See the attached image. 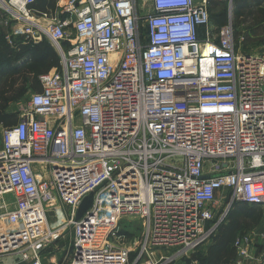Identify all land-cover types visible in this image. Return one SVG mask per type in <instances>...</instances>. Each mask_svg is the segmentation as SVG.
<instances>
[{"label":"built area","instance_id":"1","mask_svg":"<svg viewBox=\"0 0 264 264\" xmlns=\"http://www.w3.org/2000/svg\"><path fill=\"white\" fill-rule=\"evenodd\" d=\"M36 1L0 0L13 35L59 56L18 122H0V263L44 264L69 231L55 264H175L236 203L264 206V52L237 49L211 0ZM255 235L236 237L235 264H258Z\"/></svg>","mask_w":264,"mask_h":264},{"label":"rangeland","instance_id":"2","mask_svg":"<svg viewBox=\"0 0 264 264\" xmlns=\"http://www.w3.org/2000/svg\"><path fill=\"white\" fill-rule=\"evenodd\" d=\"M220 3L213 8V18L217 28L223 25L229 24L232 20L235 28V43L236 48L242 52L256 54L260 51L264 52V0H246L241 1L242 7L236 0H218ZM13 21L9 18V15L3 11H0V114H13L20 116V113L24 105L29 100L31 94L35 91V80H39V76L48 71L52 70L49 68L48 61H38V56L28 55L27 59L22 62H18V66L14 63L13 55L11 50L18 49V43L23 40L21 36H15L12 34ZM9 35H13L9 37ZM249 38V41L248 38ZM243 38V41L240 40ZM46 40V39H44ZM41 41L38 44L48 45L47 42ZM48 41V40H46ZM49 42V41H48ZM30 44L35 43L29 41ZM8 47V48H7ZM11 49V50H10ZM11 67L13 69H11ZM208 170V168H206ZM237 205V206H236ZM236 208L244 207L241 209H235L233 213V227L230 230H226L225 237L224 233H219L213 237L207 244L203 245L197 252V255L204 257V260L211 259L209 264H234L237 258L236 250L232 253L230 247L226 248L228 244H232L234 237L242 232H255L253 236L258 242L256 243L255 249L259 251L260 261L258 264H264V206L252 207L244 203L236 204ZM252 207V208H250ZM62 210L65 211V206L62 204ZM67 215V213H66ZM55 217L51 218V222L55 221ZM142 233V220L140 218L131 217L126 219L121 224V235L123 244L129 246L136 242H139V238ZM67 235L59 237L55 242H52L47 248L41 250L44 257V264H55L52 262V255L56 247L57 250L62 246H65L66 242L60 240L66 238ZM223 238V239H222ZM226 240L225 245L217 244L216 241ZM229 240V241H228ZM69 242V241H68ZM72 245L73 242L71 241ZM69 243V245L71 244ZM232 247V246H231ZM63 253H61L62 256ZM191 255L189 261L188 259H179L175 264H190L193 260H198L195 255ZM60 256V257H61ZM221 258V259H220ZM5 261L12 259L9 257H4ZM220 259V261H218ZM250 260V259H249ZM249 264L252 261H247ZM10 263V262H7ZM255 263V262H254ZM253 263V264H254ZM198 264H203L202 260L198 261ZM207 264V263H206Z\"/></svg>","mask_w":264,"mask_h":264},{"label":"trees","instance_id":"3","mask_svg":"<svg viewBox=\"0 0 264 264\" xmlns=\"http://www.w3.org/2000/svg\"><path fill=\"white\" fill-rule=\"evenodd\" d=\"M236 1L242 7V2L241 1H246V0H236ZM56 3H57V0H37L32 5V7L35 8L36 10H39V11H45V10H48V9L55 8ZM219 3L220 2L218 0H211L210 1L209 9H210V12H211V16H212L213 21H214V18H213V8L216 7L217 4H219ZM46 40H44L43 43L47 42L50 45L51 42L49 40H48L49 42L46 41ZM247 41H249V38H248ZM42 45L43 44H35V45L33 44L32 45L29 42H23V40H22L21 42L18 43V49H13V50L10 49L11 52H12V55H13L14 63L18 66L17 63L24 61V59H27L26 56H28V55H31V56L37 55L38 56L39 55L38 56V61H45V59H46L48 61L47 64H48L49 68L59 67V56H58V54H57L56 49L54 48V46L51 44L50 46L52 48L49 47V50H48V45L47 44H44V47H47V49H45V48L42 49ZM11 69H13V68L11 67ZM0 70H1V67H0ZM13 70H15V69H13ZM48 71H50V70H48ZM48 71H46V72H48ZM33 86L35 87V90L36 91H38V90L41 89V85L39 84L38 80H35V84ZM18 120H19V117L16 116V115L8 114V113H6V114H4V113L3 114H0V122L4 123V125H6V126L13 125V124L17 123ZM239 203H243V202H238L236 204H239ZM235 205H234V208L230 211V213H229L228 217L226 218V220L220 225V227L218 229V232L215 235V237L217 235L219 237V233L221 231V233H224L223 234V238H224L225 235H226V232H228L226 230H230L231 226L233 227V223L235 222V221H233V217H234L233 216V213L235 212V209L244 208V207L236 208L237 205L236 206ZM252 207L255 208L256 206H252ZM252 207H250V208H252ZM235 237H234V239H235ZM216 242L220 246V245H225L227 241L226 240H219V241H216ZM229 247H230L232 253H234L233 243L232 244L230 243V244H228L226 246V248H229ZM194 255H195V257L198 258V261L199 260H202V263L203 264H206V263L209 264L211 262V259H207L206 258L204 260V257L201 256L200 254L197 255V253H196ZM234 255H235V253H234ZM133 256H134V254H132V257ZM220 259L218 261H220ZM189 260L190 259H188V261Z\"/></svg>","mask_w":264,"mask_h":264},{"label":"water","instance_id":"4","mask_svg":"<svg viewBox=\"0 0 264 264\" xmlns=\"http://www.w3.org/2000/svg\"><path fill=\"white\" fill-rule=\"evenodd\" d=\"M94 201V193H90L86 196L81 202L78 211L76 220H79L91 207ZM29 260H21L20 258H16L11 264H28Z\"/></svg>","mask_w":264,"mask_h":264},{"label":"crops","instance_id":"5","mask_svg":"<svg viewBox=\"0 0 264 264\" xmlns=\"http://www.w3.org/2000/svg\"><path fill=\"white\" fill-rule=\"evenodd\" d=\"M260 206V205H259ZM256 207H258V206H256ZM68 233H69V231H67V233H66V238H62L61 240H60V242L62 241H65L66 242V244H65V246H67V245H69V243L71 242V237H70V235H68ZM242 233H244V232H242ZM242 233H239L238 235H240V234H242ZM238 235H236V237L238 236ZM236 237H235V239H236ZM235 239H234V241H235ZM69 241V242H68ZM234 241H233V247H234ZM64 246V247H65ZM57 248L58 247H56L54 250L52 249V250H50V252H54V254L52 255V262H56L59 258H60V256H61V253H62V251H63V248H60V249H58L57 250ZM235 249V248H234ZM42 255H44V254H42ZM236 260V259H235ZM7 262H10V263H7ZM11 263H13L11 260H9V261H6V262H1L0 264H11ZM43 263H44V257H43ZM234 264H235V261H234Z\"/></svg>","mask_w":264,"mask_h":264},{"label":"bare ground","instance_id":"6","mask_svg":"<svg viewBox=\"0 0 264 264\" xmlns=\"http://www.w3.org/2000/svg\"><path fill=\"white\" fill-rule=\"evenodd\" d=\"M20 0H18V3H19ZM20 4V3H19Z\"/></svg>","mask_w":264,"mask_h":264}]
</instances>
